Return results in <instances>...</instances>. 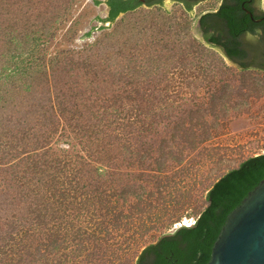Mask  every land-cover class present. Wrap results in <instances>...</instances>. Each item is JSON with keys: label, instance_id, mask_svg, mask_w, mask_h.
Here are the masks:
<instances>
[{"label": "trees", "instance_id": "obj_1", "mask_svg": "<svg viewBox=\"0 0 264 264\" xmlns=\"http://www.w3.org/2000/svg\"><path fill=\"white\" fill-rule=\"evenodd\" d=\"M103 1L98 29L123 14L117 25L45 62L33 53L67 6L24 0L30 20L16 9L11 24L0 0V264H206L229 214L264 178V152L244 158L204 185L193 224L146 241L189 215L160 206L181 195L167 172L214 136L217 118L200 113L194 89L215 87L226 111L264 93V10L222 0L200 16L203 44L186 18ZM186 89L193 96L177 100Z\"/></svg>", "mask_w": 264, "mask_h": 264}, {"label": "rangeland", "instance_id": "obj_2", "mask_svg": "<svg viewBox=\"0 0 264 264\" xmlns=\"http://www.w3.org/2000/svg\"><path fill=\"white\" fill-rule=\"evenodd\" d=\"M21 1L24 0H8L7 5L3 6V23L6 21L12 24L11 17L16 14V9L20 10L22 15L26 14L25 17L27 20H30V17H28V6L21 3ZM37 1L44 3V0ZM54 1H57L59 8L66 5L67 10L59 17L55 26L48 34L41 33L39 45L35 49L33 57L42 61L45 60V62H48L54 55L80 49L88 43L95 41L105 31H110L114 25L116 26L117 21L123 17V14H121L120 17L116 18L115 22H112L110 27L102 29L91 41L78 42L76 40L78 36L90 28L91 20L99 12L96 4L91 0H62V3L61 0ZM219 1L207 0L195 5L192 16L189 11L185 13L176 2L170 3V11H167L162 5L160 7L156 5H141L138 9L144 12L149 10L150 13L157 10L158 14L166 12L167 15H175V21L186 18L181 23L187 21L190 26V34L205 44L192 32L191 27L202 12L209 9L214 10ZM66 2L67 4H65ZM262 8L264 9V0H262ZM210 50L223 57L228 65L236 66L231 64L219 50L213 47H210ZM10 53L11 50L6 51L4 57L8 58ZM10 69L11 67L7 68L8 71ZM251 69H255V67ZM174 72H176V69ZM176 73L175 75H177ZM2 85L6 84L2 83ZM174 88L176 89V87ZM214 88L200 86L198 89H194L195 93L191 89H186L179 93L182 97L181 99L178 96L176 97L177 100L182 101L184 99L187 101L194 93V104L200 107V113L207 107L209 110L206 109L204 111L206 119L210 121L217 118V124L214 130H212L214 136L210 140L203 142L197 150L190 153L181 166L172 168L167 172L171 177L168 188L173 190V194H175V189H179L177 194L181 193V195L176 196L177 202L173 200L164 201L159 204L161 207L168 206L169 204L171 205L170 208L174 206L178 210L184 209L186 215L189 213L187 217L195 218V210L201 209L205 205V184L212 183L217 175L236 167L244 158L254 155V153L264 152V93L260 92L258 95L249 94L247 97L240 96L239 98L231 99L230 103H234L231 104L233 108L226 111L225 106H221L216 97L213 96L216 93L214 92ZM245 92L247 93V89ZM225 111L228 114H223ZM150 186L154 187L152 182ZM154 204H156L155 201ZM173 209L172 211H174ZM159 211L163 212L164 209H159ZM183 217L185 215H182L181 219ZM177 227L172 223L169 227L160 230L150 229L149 233L154 232L156 235L155 237H148L146 241L154 240L161 233L171 232Z\"/></svg>", "mask_w": 264, "mask_h": 264}, {"label": "water", "instance_id": "obj_3", "mask_svg": "<svg viewBox=\"0 0 264 264\" xmlns=\"http://www.w3.org/2000/svg\"><path fill=\"white\" fill-rule=\"evenodd\" d=\"M91 1L97 6L99 11L97 15L105 17L107 6L104 1L102 0L100 3H95L94 0ZM171 2L172 1L164 0L162 6H164L167 11H170L169 5ZM256 5L257 9H263L262 0H258ZM246 12L253 20H261V18H254L250 10L246 9ZM189 13L191 16L193 15L194 7ZM97 15L91 20L90 28L101 25V22L96 19ZM120 15L118 17H120ZM198 17L191 27L192 32L205 43L198 27ZM103 24L106 26L105 28H108L112 23L105 22ZM89 29L82 32L76 40L78 42L85 40L91 41L94 36L101 31V29L97 27L92 31L91 36L87 37L85 36V32ZM254 39L255 38H252V41H254ZM225 58L231 64H234L227 57ZM250 63L251 67H260L263 64V59L260 56L255 57ZM206 264H264V178L260 180L247 196L242 199L241 203L229 214L218 238L213 244L211 258Z\"/></svg>", "mask_w": 264, "mask_h": 264}, {"label": "flooded vegetation", "instance_id": "obj_4", "mask_svg": "<svg viewBox=\"0 0 264 264\" xmlns=\"http://www.w3.org/2000/svg\"><path fill=\"white\" fill-rule=\"evenodd\" d=\"M168 1H172V2H177V3H180V4H182L183 5V1L182 0H168ZM204 1H207V0H191L190 2L192 3V8L195 6V5H197V4H199V3H202V2H204ZM221 1L222 0H220L219 1V3H218V5H217V7L220 5V3H221ZM141 3L143 4V5H150V6H154V5H162L163 3H164V0H141ZM256 1L253 3V6H257L256 5ZM216 7V8H217ZM216 8L214 9V10H216ZM210 11H212L211 9H209ZM209 10H206V11H204V12H202L201 14H203V13H205V12H207V11H209ZM201 14L199 15V17H198V20H197V23H198V27H199V29H200V31H201V35H202V37L204 38V36H203V31L201 30V24H200V16H201Z\"/></svg>", "mask_w": 264, "mask_h": 264}, {"label": "built area", "instance_id": "obj_5", "mask_svg": "<svg viewBox=\"0 0 264 264\" xmlns=\"http://www.w3.org/2000/svg\"><path fill=\"white\" fill-rule=\"evenodd\" d=\"M195 222V218L193 217H183L180 221L174 223V226H180L181 224H185V225H191Z\"/></svg>", "mask_w": 264, "mask_h": 264}, {"label": "crops", "instance_id": "obj_6", "mask_svg": "<svg viewBox=\"0 0 264 264\" xmlns=\"http://www.w3.org/2000/svg\"><path fill=\"white\" fill-rule=\"evenodd\" d=\"M254 154H257V153H254Z\"/></svg>", "mask_w": 264, "mask_h": 264}]
</instances>
